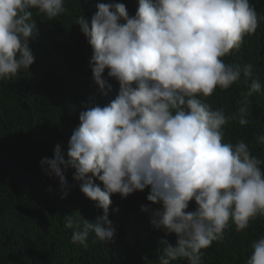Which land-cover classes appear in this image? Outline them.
<instances>
[{"label": "clouds", "instance_id": "obj_1", "mask_svg": "<svg viewBox=\"0 0 264 264\" xmlns=\"http://www.w3.org/2000/svg\"><path fill=\"white\" fill-rule=\"evenodd\" d=\"M64 4L0 0V80L18 77L34 63L29 41L38 33L32 10L54 20L67 11ZM96 8L90 19L81 14L74 23L91 46L93 80L104 93L107 69L119 93L106 106L79 113L67 159L57 143L53 157L39 161L47 176L59 178L62 199L69 191L63 173L71 168L73 179L82 182L80 191L102 209L94 221L66 216L71 243L86 249L90 233L94 243L113 241L111 194L123 199L148 187L147 201L161 207L141 205V211L150 213L155 228L176 237L174 245L160 241L159 264H202L203 250L223 240L226 230L234 225L241 232L264 216V160L242 139L224 142L230 120L249 123V98L264 86L253 64L223 58L255 34L260 17L250 0H138L133 16L124 3ZM237 82L247 90L235 112L226 115L207 102L217 88ZM256 139L264 143V134ZM190 201L195 210H187ZM251 248L245 264H264V236Z\"/></svg>", "mask_w": 264, "mask_h": 264}, {"label": "trees", "instance_id": "obj_2", "mask_svg": "<svg viewBox=\"0 0 264 264\" xmlns=\"http://www.w3.org/2000/svg\"><path fill=\"white\" fill-rule=\"evenodd\" d=\"M97 3H124L129 16L138 7V0H65L67 11L54 20L33 9L38 35L30 39L29 48L34 63L21 69L18 77L0 80V264H159L164 247L160 241L175 244V234L165 235L150 223V213L141 211V205L161 207L147 201L148 187L123 199L118 193L111 194L113 241L94 243V233H90L86 249L71 243L72 229L64 226L66 216L94 221L102 209L80 191L82 182L73 179L74 169L63 173L69 191L62 199L59 178L47 176L39 165L42 158L53 157L57 143L67 159V141L79 125V113L87 107L106 106L119 93V83L107 76V69L103 76L111 89L106 85V94L93 80L89 67L92 49L74 23L81 14L90 19ZM250 3L260 17L259 26L223 59L241 66L253 64L264 86V0ZM246 90L242 82L224 91L217 88L207 102L223 108L227 115L241 106V94ZM249 99V123L242 126L238 120H230L224 142L235 144L242 139L264 160V143L256 139L264 134V88ZM261 168L264 170V164ZM94 183L103 187L98 180ZM195 207L190 201L187 210ZM261 236L264 216L250 221L241 232L233 225L223 240L203 250L202 264H245L252 242Z\"/></svg>", "mask_w": 264, "mask_h": 264}]
</instances>
